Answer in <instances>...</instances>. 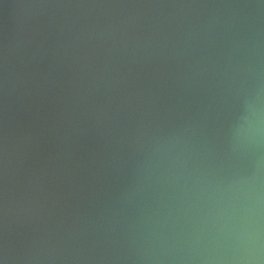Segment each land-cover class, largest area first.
Wrapping results in <instances>:
<instances>
[{"label": "water", "instance_id": "95a60500", "mask_svg": "<svg viewBox=\"0 0 264 264\" xmlns=\"http://www.w3.org/2000/svg\"><path fill=\"white\" fill-rule=\"evenodd\" d=\"M0 264H264V0H0Z\"/></svg>", "mask_w": 264, "mask_h": 264}]
</instances>
